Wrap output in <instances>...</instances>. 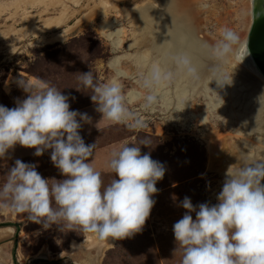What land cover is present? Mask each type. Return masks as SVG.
<instances>
[{"label":"rangeland","instance_id":"1","mask_svg":"<svg viewBox=\"0 0 264 264\" xmlns=\"http://www.w3.org/2000/svg\"><path fill=\"white\" fill-rule=\"evenodd\" d=\"M168 11L162 0L156 4L147 0H0V105L12 108L27 97L17 83L21 78L47 82L69 95L70 109L91 117V123L82 122L79 131L85 144L95 143L88 162L101 173L105 186L119 178L108 161L124 143L132 146L140 139H150L152 145H140L141 154L149 153L165 167L142 230L131 237L111 239L109 245L87 244L99 239L78 227L69 230L63 221L61 226L44 229L28 220L26 213L17 215L0 208V264H65L63 258L87 257L90 264H180L182 251L172 230L187 211L180 202L189 197L194 206L215 204L225 171L243 159L241 152L249 154L246 160H264V145L259 148L264 142V124L261 132L247 130L239 111L243 99L227 90L237 88L233 84L237 74L231 68L241 63L234 55L219 61L212 54L223 28L233 30L240 39L245 35L249 0H195L184 11L182 27L162 22ZM163 32H172V36L164 37ZM164 38H169L168 43ZM196 44L206 48L219 71L229 78L232 73L230 85L220 87L214 80L208 85L201 62L196 65L198 78L177 67L174 57L181 54L193 64L189 51ZM153 64L174 77L149 90L143 82ZM89 70L100 82L118 78L129 108L148 125L134 130L102 118L90 99L92 90L78 80L80 73ZM149 91L158 100L145 110L143 97ZM213 132L226 136L228 142L211 164L208 142ZM34 152L35 148L17 144L0 159V187L17 159L36 164L49 184L65 178L50 160L51 149L40 156ZM52 206L56 207L55 202ZM191 214L195 219V213Z\"/></svg>","mask_w":264,"mask_h":264},{"label":"clouds","instance_id":"2","mask_svg":"<svg viewBox=\"0 0 264 264\" xmlns=\"http://www.w3.org/2000/svg\"><path fill=\"white\" fill-rule=\"evenodd\" d=\"M212 54L219 61L234 55L240 63L251 51L247 42L241 43L239 35L225 27L221 39L212 46ZM174 61L180 70L198 78L188 56L177 55ZM231 74L229 78L217 70L208 85L212 80L220 87L230 85ZM173 77L171 71L153 64L143 86L151 90ZM78 80L83 88L92 90L95 111L106 121L134 130L148 125L129 108L118 78L100 82L89 70L80 73ZM17 83L28 95L15 107L0 105V159L17 144L35 148V156L51 149L50 160L65 178L49 184L36 164L17 159L0 187V208L17 215L26 213L28 220L44 229L61 226L63 221L69 230L78 227L99 240L123 239L140 232L155 204L153 195L159 191L155 185L165 174L161 162L149 153L141 154L140 145L150 146L151 140L140 139L132 146L124 143L113 151L108 167L119 178L105 186L101 173L88 162L95 143L85 144L79 131L82 122L91 123V117L70 109L69 95L47 82L21 78ZM143 100L147 110L157 103L158 96L149 91ZM262 179L264 160L240 159L227 167L217 203L194 206L189 197L180 202L187 211L172 226L182 251L180 264H264Z\"/></svg>","mask_w":264,"mask_h":264},{"label":"bare ground","instance_id":"3","mask_svg":"<svg viewBox=\"0 0 264 264\" xmlns=\"http://www.w3.org/2000/svg\"><path fill=\"white\" fill-rule=\"evenodd\" d=\"M148 1L152 4L157 3V0H147V2ZM162 1L165 3V7H168V9H169L167 15L163 16L162 22H168L167 24H169V25L172 22L174 24V26H175V24H179V26L182 27L183 18L185 17L184 11L186 9L188 11L189 6L195 0H162ZM184 7H185V9H184ZM168 16L169 17L171 16L172 19L167 20ZM249 16H250V0H249ZM250 20H251V18H250ZM249 24H250V22H249ZM248 27H249V25H248ZM248 27H247V30H248ZM247 30H246V32H247ZM162 34H163L162 36H164V37L166 35L168 37L172 36V32L171 33L170 32H163ZM245 37H246V33L244 36L241 37V39H240L241 43H243L245 41ZM164 40H165V42H167L169 40V38H167V40L164 38ZM174 40H175V38H174ZM189 53L191 54V56L193 58L192 59L193 60L192 65L195 68L197 67L196 66L197 63H200V62L203 64V66H205L206 75L203 79L206 82H208L212 78L214 73L217 70H219L215 66L216 63L215 64H214V62H213V64L211 63L210 58L208 57V54L206 52V48L201 47V45H199V44L192 45V48L190 49ZM240 63L241 64H236L234 67L231 68L232 71L237 74L236 79L233 81V84H235L237 86V88L235 90H229L230 88L228 87L227 90H228V92L230 91L231 93L236 92L235 94L237 95V97L239 96L240 100L243 99V101L241 102V108L239 109V111H240L241 118L244 120L246 129L249 131L261 132L263 130L261 128V124L262 123L264 124V83L258 76L251 73L248 70V68H246V66H244V64L242 62H240ZM182 80H184V79H182ZM198 82L201 83V81H198ZM205 83H203V85ZM182 92H183V88H182V90L179 91V94L181 95ZM192 92L193 91H191V93ZM235 115H236V113H235ZM201 118H202V116H201ZM227 142L228 141H227L226 136H220V134H216L214 132L212 133L211 138L208 142V152L210 154L211 164H212L213 160H215L216 155L219 153L221 147H223L225 144H227ZM244 144L247 145V143H244ZM262 144L264 145V142H262V140H261V142L259 144L260 145L259 148L262 146ZM239 156L243 157V159H244V158H247L249 156V154L241 152ZM261 183L264 184V179L261 180ZM98 241L99 242H96V244L99 243V244H103V245H105V243L107 245H109L112 242L111 238L109 240H98Z\"/></svg>","mask_w":264,"mask_h":264},{"label":"water","instance_id":"4","mask_svg":"<svg viewBox=\"0 0 264 264\" xmlns=\"http://www.w3.org/2000/svg\"><path fill=\"white\" fill-rule=\"evenodd\" d=\"M250 18L244 42L248 43L251 55L242 63L264 81V0H250Z\"/></svg>","mask_w":264,"mask_h":264},{"label":"flooded vegetation","instance_id":"5","mask_svg":"<svg viewBox=\"0 0 264 264\" xmlns=\"http://www.w3.org/2000/svg\"><path fill=\"white\" fill-rule=\"evenodd\" d=\"M87 244H89V245H94V244H96L95 242L94 243H87ZM2 247H6V245L5 244H2ZM12 256L13 255H11V258H12ZM89 259H90V257L88 258H80L79 260H76V259H65V258H63V261L64 262H66L65 264H90V263H88V261H89ZM11 264H13V263H11Z\"/></svg>","mask_w":264,"mask_h":264}]
</instances>
